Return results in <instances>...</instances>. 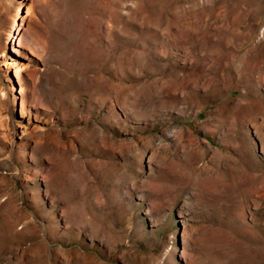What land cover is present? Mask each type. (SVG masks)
<instances>
[{"label":"rangeland","instance_id":"1","mask_svg":"<svg viewBox=\"0 0 264 264\" xmlns=\"http://www.w3.org/2000/svg\"><path fill=\"white\" fill-rule=\"evenodd\" d=\"M0 264H264V0H0Z\"/></svg>","mask_w":264,"mask_h":264},{"label":"bare ground","instance_id":"2","mask_svg":"<svg viewBox=\"0 0 264 264\" xmlns=\"http://www.w3.org/2000/svg\"><path fill=\"white\" fill-rule=\"evenodd\" d=\"M15 23H16V18L14 20V24H13V27L15 26ZM18 28V27H17ZM17 30V29H16ZM8 38H11V36L9 35ZM13 39H15V37H13ZM14 75H15V70H14Z\"/></svg>","mask_w":264,"mask_h":264}]
</instances>
